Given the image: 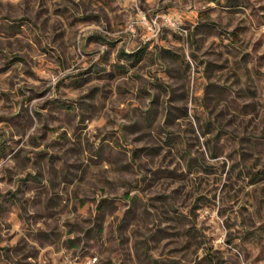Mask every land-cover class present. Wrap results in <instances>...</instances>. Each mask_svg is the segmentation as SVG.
Returning <instances> with one entry per match:
<instances>
[{"label": "rangeland", "instance_id": "rangeland-1", "mask_svg": "<svg viewBox=\"0 0 264 264\" xmlns=\"http://www.w3.org/2000/svg\"><path fill=\"white\" fill-rule=\"evenodd\" d=\"M0 264H264V0H0Z\"/></svg>", "mask_w": 264, "mask_h": 264}]
</instances>
